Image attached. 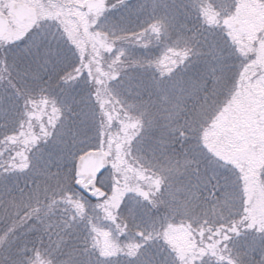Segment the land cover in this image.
Listing matches in <instances>:
<instances>
[{
  "label": "snow or ice",
  "instance_id": "1",
  "mask_svg": "<svg viewBox=\"0 0 264 264\" xmlns=\"http://www.w3.org/2000/svg\"><path fill=\"white\" fill-rule=\"evenodd\" d=\"M258 240L264 0H0V264H264Z\"/></svg>",
  "mask_w": 264,
  "mask_h": 264
},
{
  "label": "trees",
  "instance_id": "2",
  "mask_svg": "<svg viewBox=\"0 0 264 264\" xmlns=\"http://www.w3.org/2000/svg\"><path fill=\"white\" fill-rule=\"evenodd\" d=\"M251 241V237H249L247 240L241 239L240 242V250H245V245ZM260 244H264V241H257V245L259 246ZM256 258H259L258 256Z\"/></svg>",
  "mask_w": 264,
  "mask_h": 264
}]
</instances>
